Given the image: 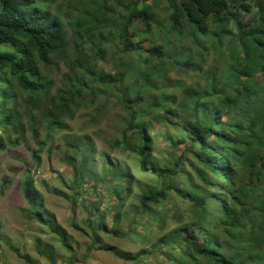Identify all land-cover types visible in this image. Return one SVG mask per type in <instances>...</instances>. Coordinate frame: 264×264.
Segmentation results:
<instances>
[{"label":"trees","instance_id":"trees-1","mask_svg":"<svg viewBox=\"0 0 264 264\" xmlns=\"http://www.w3.org/2000/svg\"><path fill=\"white\" fill-rule=\"evenodd\" d=\"M118 106L120 129L101 148L72 127L89 117L80 111L95 108L86 125ZM19 146L31 161L17 186L21 214L57 236L66 264L100 251L123 264H264V0H0V168ZM55 147L71 179L91 180L89 195L65 183L71 226L88 237L80 254L42 212L32 177ZM115 149L138 157L147 184ZM10 182L0 170V194ZM134 182L138 203L123 210ZM104 183L118 209L111 228L87 218ZM128 212L144 228L117 230ZM5 231L0 219V253ZM34 242L55 264L52 246Z\"/></svg>","mask_w":264,"mask_h":264},{"label":"rangeland","instance_id":"rangeland-1","mask_svg":"<svg viewBox=\"0 0 264 264\" xmlns=\"http://www.w3.org/2000/svg\"><path fill=\"white\" fill-rule=\"evenodd\" d=\"M164 8L165 3L162 1H158L157 5L155 4V10L156 12L160 10L161 16H164ZM161 16L158 17L161 18ZM185 44L190 45V42L187 41ZM206 59L207 62L211 61L210 56ZM105 67L109 68V65L105 64ZM169 75L172 77L176 76V70L173 69ZM191 75L192 74L187 75L185 73H181V76L186 82H189L187 79L195 80L190 77ZM100 101L101 100L99 99V102ZM97 102L98 101H96V103ZM98 104L99 103H97L95 106H98ZM94 109L95 108H88L82 112L80 111L79 114H83L85 111H88L86 113L89 114V117H77L72 122V127L74 130H78L80 128V133L85 132L93 136V138H95L97 148H101L105 144L104 141L115 136L117 131L120 129L121 124L118 119H116V115L122 113V110L120 106L112 107L110 110H108L109 113H106L104 116H100L97 122L83 125V123L91 117L93 111H95ZM136 140L137 139L133 136L132 141L136 142ZM159 144L162 145V141H159ZM58 151L59 150L57 147L52 148L47 156H45V152H42V164L37 167L35 170L36 172L32 177L34 179L36 189H38L43 195L44 204L42 212L46 210L50 212L57 223H59L68 231L74 242L73 245L78 247L77 251L80 254L86 248L88 237L71 226V203L69 202V199H67V196L69 197L72 195V190L67 188L65 183L70 180H76L77 184H80V187L83 190H86L85 194L89 195L92 191V188L90 187L91 180L88 181L87 177L83 179L84 182L78 181V179H81L77 177L71 179V169L62 162L61 155H59ZM111 155L128 163L132 168L133 175H135V177L142 182V185H145V183L147 184V177H149V175L139 171V160L135 154H130L128 151L126 152L115 149L111 152ZM1 157L3 160L0 170L4 175L10 178L11 182L4 189V192L0 194V219L6 226L5 232L7 233L5 234V239L2 243L4 252L0 253V264H28L26 263V259L24 257H20L13 252L10 245L14 247H23L20 249L21 254L28 255L31 257V259L39 262L40 264H48L47 260L41 257L36 251L34 241L37 237H40L44 243L50 244L52 246L55 254L57 255L55 264H66L64 258L68 255V252L63 249L57 236L52 234L49 231V228L44 224H40L34 219L30 220L26 218L24 214H21L22 210L25 208V203L17 190V186L20 180L19 178L21 169L26 163L31 162L29 159V152L24 147L19 146L15 148L13 152L10 151L6 157L4 154ZM112 187L113 185L109 186L108 183H104L102 188L97 191L98 197L101 198L100 201L103 202L99 206L95 205L93 203V200L95 199L89 196V200L92 202H89L90 209L88 211L87 217L96 224L102 222L104 223L106 220V223L110 228L113 226L111 214L113 215L118 212L117 208L109 205L110 190L112 191ZM56 191L59 193L62 192L64 194L62 195V193H56ZM131 191L132 194H130V196L125 200L124 205L121 207L123 210H127L131 205L138 203V197L141 193V190L137 182L132 183ZM77 203L81 204L82 202L80 199H78ZM131 215V212H128L124 215L122 224H116L117 230L124 231L127 228H130L131 230H134L138 227L144 228L142 223L138 221L139 219H135L136 217L133 219ZM103 234L99 233V235L102 237V241L105 240L107 244L111 245L116 244L117 238L113 237L112 235H107L105 233ZM93 257L94 261H90V259H88V264H123L121 261L116 260L114 257L104 251L93 253Z\"/></svg>","mask_w":264,"mask_h":264}]
</instances>
